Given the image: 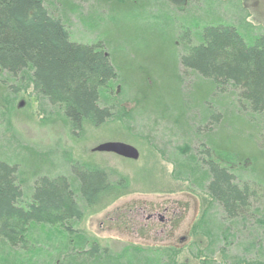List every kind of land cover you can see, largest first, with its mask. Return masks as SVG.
Listing matches in <instances>:
<instances>
[{
    "label": "rangeland",
    "instance_id": "1",
    "mask_svg": "<svg viewBox=\"0 0 264 264\" xmlns=\"http://www.w3.org/2000/svg\"><path fill=\"white\" fill-rule=\"evenodd\" d=\"M50 1L70 39L98 45L119 77L98 88L106 122L76 130L62 104L33 90L30 69L0 76V162L17 168L18 205L31 204L40 178L64 177L82 212L77 221L19 224L26 246L0 238V264H264V160L259 174L252 159L264 152V113L180 65L205 27H233L248 45L264 36V0H119L115 16L101 0ZM143 81L155 87L145 97ZM108 141L132 146L139 160L91 152ZM210 160L249 192L239 219H227L206 191ZM73 167L104 170L118 195L86 207Z\"/></svg>",
    "mask_w": 264,
    "mask_h": 264
},
{
    "label": "trees",
    "instance_id": "2",
    "mask_svg": "<svg viewBox=\"0 0 264 264\" xmlns=\"http://www.w3.org/2000/svg\"><path fill=\"white\" fill-rule=\"evenodd\" d=\"M109 1L111 6L107 0L101 3L114 16L120 13L119 0ZM45 3L46 0H0V76L15 78L30 69L33 90L52 105L62 104L71 125L90 123L98 127L110 116L107 108L98 106V88L119 77L117 68L98 45L73 42L63 21L52 16ZM200 37L199 44L180 58V65L213 88H233L238 104L251 113H264V36L248 45L233 27L217 25L203 28ZM142 87L143 97L155 88L144 81ZM260 141L264 147V135ZM223 152L237 153L235 149ZM220 154L217 152V157ZM253 156V169L260 174L258 166L264 152ZM204 165L210 176L206 191L225 217L234 220L247 213V188L238 187L234 176L219 164L210 160ZM16 173V166L0 162V238L11 247L26 246L24 237L18 238L21 223L49 225L82 218L64 177L40 178L32 190L31 204L19 206L22 192ZM76 176L86 207L95 206L102 197L113 196L104 172H80ZM260 179L264 182V175L260 174Z\"/></svg>",
    "mask_w": 264,
    "mask_h": 264
},
{
    "label": "water",
    "instance_id": "3",
    "mask_svg": "<svg viewBox=\"0 0 264 264\" xmlns=\"http://www.w3.org/2000/svg\"><path fill=\"white\" fill-rule=\"evenodd\" d=\"M93 152L110 153L126 160L136 161L138 152L131 146L122 143H104L95 147Z\"/></svg>",
    "mask_w": 264,
    "mask_h": 264
},
{
    "label": "flooded vegetation",
    "instance_id": "4",
    "mask_svg": "<svg viewBox=\"0 0 264 264\" xmlns=\"http://www.w3.org/2000/svg\"><path fill=\"white\" fill-rule=\"evenodd\" d=\"M93 127H96V126H94V125H92ZM101 126V125H100ZM72 127L73 128H75L76 130H80V128H81V126H74V125H72ZM99 127V126H98ZM104 143H122V142H116V141H108V142H103V143H100V144H98V145H101V144H104ZM97 145V146H98ZM96 146V147H97ZM92 150V149H91ZM110 155H113V156H115V157H117V158H120V157H118V156H116V155H114V154H110ZM120 159H122V158H120ZM125 160V159H124ZM126 161H128V160H126ZM95 170H100V171H102V172H104L105 173V175H106V177H107V183L112 187V194H113V196H117L118 195V193H117V191H116V188H115V186L112 184V183H110V181H109V178H108V175L106 174V172L104 171V170H101V169H94V170H92V171H87V170H81V169H79L78 167H73V175L76 177V179H77V182H78V185H79V181H78V178H77V173H80V172H93V171H95ZM107 197H109V195L108 196H105V197H102L100 200H99V202L102 200V199H104V198H107ZM111 197V196H110ZM98 202V203H99ZM97 203V204H98ZM96 204V205H97ZM95 205V206H96ZM95 206H93V207H95ZM88 208H92V207H88ZM164 219H165V217L164 216H160V218H159V220L161 221V222H164ZM72 220H74V221H77L78 219H72ZM80 220V219H79ZM174 218L171 216L169 219H168V228H165L164 230H160V232L161 233H163V236L165 237V238H170L169 237V231L172 229V226H173V222H174ZM94 251H96V248H94L93 247V251H92V253H91V255L93 254V252Z\"/></svg>",
    "mask_w": 264,
    "mask_h": 264
}]
</instances>
